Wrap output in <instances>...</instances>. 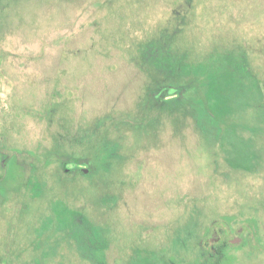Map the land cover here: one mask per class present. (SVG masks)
I'll return each mask as SVG.
<instances>
[{"label":"rangeland","instance_id":"obj_1","mask_svg":"<svg viewBox=\"0 0 264 264\" xmlns=\"http://www.w3.org/2000/svg\"><path fill=\"white\" fill-rule=\"evenodd\" d=\"M178 26L192 59L244 46L264 90V0L1 6L0 264H96L62 219L69 208L104 230L105 264H200L226 239L227 264H264V97L232 142L207 141L181 109L145 108L138 44ZM107 145L117 151L102 164ZM61 153L91 173L66 174Z\"/></svg>","mask_w":264,"mask_h":264},{"label":"trees","instance_id":"obj_2","mask_svg":"<svg viewBox=\"0 0 264 264\" xmlns=\"http://www.w3.org/2000/svg\"><path fill=\"white\" fill-rule=\"evenodd\" d=\"M20 1L0 0V8L3 4H16ZM182 30L179 26L172 32L165 29L158 36L138 44L136 62L151 77V85L145 94V108L148 111L181 109L183 117L190 115L193 118L199 133L207 141L222 142L226 138L232 142V139L239 137L235 133L241 123L243 109L248 106L258 109V99L264 97L261 80L254 73L244 46L238 44L230 45L228 48L217 46L202 58L192 59L189 51L181 50L177 45L178 36ZM140 119L133 123L128 119L123 122L141 127L149 116H143ZM110 146L107 145V148H104L97 156L102 164L108 163L107 161L115 156L113 151H117V148ZM17 157L14 156L11 163H17ZM58 157L66 174L71 171L82 174L91 173L90 169L88 171L83 169L84 161L81 157L67 153H61ZM70 163L74 164V169H68L67 165ZM4 181L0 182V189H5V187L1 188L5 186ZM67 215H70V222L74 227L79 222V218L83 219L81 224L85 239L78 237L77 232L74 235L78 237L85 254L93 257L94 263L105 264L106 260L103 259L105 254L101 250L107 246L108 241L105 242L102 227L94 225L79 210L69 208L68 214L62 217L64 221L67 220ZM184 232L187 235L188 232L190 235L195 234L188 228L184 229ZM231 243H233L232 240L226 239L217 241L210 247L205 245L200 264L224 262L227 264Z\"/></svg>","mask_w":264,"mask_h":264},{"label":"flooded vegetation","instance_id":"obj_3","mask_svg":"<svg viewBox=\"0 0 264 264\" xmlns=\"http://www.w3.org/2000/svg\"><path fill=\"white\" fill-rule=\"evenodd\" d=\"M79 222L76 224V227H74L73 225V227H74V230H73V233H75V232H77V236L78 237H83L84 238V228H83V226H82V222H83V219L82 218H79V220H78ZM83 230V231H82ZM212 236L213 237H211V240L212 241H215V240H218L219 239V236H218V233H217V231H214L213 232V234H212ZM74 237H76V236H74ZM78 237H76V240L78 241V243H79V245H82V244H80V241L78 240ZM216 238H218V239H216ZM85 239V238H84ZM85 242V241H84ZM84 242H83V245H84ZM208 243H206L205 245H207ZM82 247V246H81ZM84 254H85V251H84Z\"/></svg>","mask_w":264,"mask_h":264},{"label":"water","instance_id":"obj_4","mask_svg":"<svg viewBox=\"0 0 264 264\" xmlns=\"http://www.w3.org/2000/svg\"><path fill=\"white\" fill-rule=\"evenodd\" d=\"M86 171V169H84Z\"/></svg>","mask_w":264,"mask_h":264}]
</instances>
